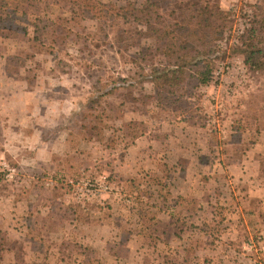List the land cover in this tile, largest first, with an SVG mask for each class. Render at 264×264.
Returning <instances> with one entry per match:
<instances>
[{
  "label": "rangeland",
  "instance_id": "rangeland-1",
  "mask_svg": "<svg viewBox=\"0 0 264 264\" xmlns=\"http://www.w3.org/2000/svg\"><path fill=\"white\" fill-rule=\"evenodd\" d=\"M100 1L229 24L208 82L170 88L144 25L32 0L0 40V264H264V74L237 49L264 0Z\"/></svg>",
  "mask_w": 264,
  "mask_h": 264
},
{
  "label": "trees",
  "instance_id": "trees-1",
  "mask_svg": "<svg viewBox=\"0 0 264 264\" xmlns=\"http://www.w3.org/2000/svg\"><path fill=\"white\" fill-rule=\"evenodd\" d=\"M63 1L71 4L73 12L81 19H102L114 15L124 20L131 17L138 24L144 25L145 36L160 44V51L168 65L164 70L159 67L151 68V82L170 88L185 79L186 69L199 65H202V70L197 71L198 81L201 84L208 82L215 59V42L229 24L226 13L209 3L181 5L171 12L173 22H168L158 12H151L146 6L129 9L103 4L100 0ZM30 3L32 0H0V6L7 9L5 18L0 19V40L17 35L19 26L13 23L16 20L25 21L29 15ZM31 25L34 27V22H27V26H22L23 34H26V29ZM239 41L237 49L247 68L253 73L264 74V6L258 7L253 22L245 29Z\"/></svg>",
  "mask_w": 264,
  "mask_h": 264
},
{
  "label": "crops",
  "instance_id": "crops-1",
  "mask_svg": "<svg viewBox=\"0 0 264 264\" xmlns=\"http://www.w3.org/2000/svg\"><path fill=\"white\" fill-rule=\"evenodd\" d=\"M260 199L264 201V198H260ZM261 249H262L263 252H264V243H263V245L261 246Z\"/></svg>",
  "mask_w": 264,
  "mask_h": 264
}]
</instances>
